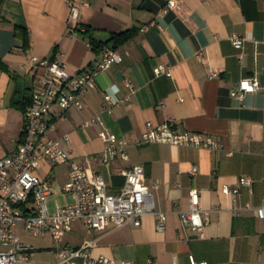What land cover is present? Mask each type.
<instances>
[{
    "label": "crops",
    "instance_id": "obj_1",
    "mask_svg": "<svg viewBox=\"0 0 264 264\" xmlns=\"http://www.w3.org/2000/svg\"><path fill=\"white\" fill-rule=\"evenodd\" d=\"M68 1L0 0V61L5 66L0 68V159L15 154L21 143L23 108L31 103L37 81L33 58L64 59L73 73L90 71L103 60L86 35L73 32ZM72 1L82 3L81 25L96 41L106 43L129 31L135 34L116 49L123 62L100 75L83 110L73 108L62 116L60 107L53 109L55 136L71 134L72 144L66 148L78 161L92 159L110 193L125 186L124 171L143 166L144 183L167 222L161 232L157 218L147 215L141 227L111 233L78 222L65 243L81 247L94 241V256L136 264L151 259L191 264L190 256L208 264H264V221L255 210L233 214L237 206L257 208L264 203V0H182V12L164 16L160 12L170 0ZM152 22L156 25L140 32ZM19 26L26 35L17 34ZM234 34L246 38L243 49L232 43ZM159 66L171 75L157 76ZM245 78H256L263 89L239 100L232 92ZM109 94L120 100L112 114L104 110ZM96 116L120 140L139 138L148 122L156 126L173 122L181 132L214 136L219 147L147 144L130 147L129 162L118 159L106 166L93 160L104 149L98 126L82 129ZM63 167L67 172L68 165ZM194 167L199 170L195 176ZM54 171L45 164L38 173L49 179ZM242 177L253 181V190L243 186L236 203L223 188H234ZM193 189L201 194L202 208L210 212L204 236L184 226L179 214L189 209ZM42 239V245H33L30 261L22 264H61L52 237Z\"/></svg>",
    "mask_w": 264,
    "mask_h": 264
},
{
    "label": "built area",
    "instance_id": "obj_2",
    "mask_svg": "<svg viewBox=\"0 0 264 264\" xmlns=\"http://www.w3.org/2000/svg\"><path fill=\"white\" fill-rule=\"evenodd\" d=\"M71 9V25L73 32H85L81 25L82 3L68 1ZM183 10L182 0H170L162 8L160 14L171 11L180 13ZM156 22L143 25L140 32H147ZM237 49H243L246 38L239 34L231 36ZM123 56L115 49L107 48L103 60L90 71H70L64 59L33 58V68L37 73V81L32 94L31 104L25 111V125L18 151L0 159V264H22L30 261V254L35 247L22 238L21 231L34 237L42 238L50 235L54 241L61 264H136L119 262L107 256H94V241L86 242L81 247H71L65 243L66 237L78 222H83L88 229L103 233L115 232L127 226L141 227L143 218L154 215L158 220V229H166L167 215L157 210L154 193L145 185V168L134 166L123 172L126 184L118 193H110L104 176L93 169V161L86 158L78 161L72 150L66 148L72 144L71 134L57 138V123L51 118L53 109L58 106L66 115L75 108H85L84 99L97 88L100 75L110 70L115 64L123 62ZM157 76L171 75L165 66L155 69ZM213 76H217L214 74ZM131 87V80L125 79ZM256 78L242 79L232 95L239 100L245 96L261 91ZM105 111L112 114L113 108L120 100L112 95L106 96ZM98 126L99 138L104 144L101 156H95L106 166L120 159L130 161L128 149L147 144H169L172 146H194L198 148L217 149V139L205 133L179 131L173 122L156 126L148 122L146 131L130 142L117 138L101 116L87 120L82 129ZM48 164L52 166L68 165L67 181L62 186L66 194L72 196L73 202L65 207L59 202L56 213L52 214L49 199L54 196V186L48 178H42L38 171ZM199 173L198 168L191 169L193 176ZM247 186L253 190V181L242 177L234 187L224 186L226 195L237 196L241 188ZM189 209L181 211L180 218L184 226L204 236V230L210 223V212L202 208L201 194L191 190ZM244 209L255 210L264 221V203L257 208L247 205L245 208L235 207L234 215L239 216ZM217 209H215L216 211ZM191 264H208L198 262L190 256ZM144 264H159L154 259Z\"/></svg>",
    "mask_w": 264,
    "mask_h": 264
},
{
    "label": "rangeland",
    "instance_id": "obj_3",
    "mask_svg": "<svg viewBox=\"0 0 264 264\" xmlns=\"http://www.w3.org/2000/svg\"><path fill=\"white\" fill-rule=\"evenodd\" d=\"M52 170H55L49 177V180L52 181L53 186H54V196L49 199V206L51 209L52 214L56 213V205L57 202L63 207L71 204L73 202L72 196L70 194H66L62 190V186L66 183V170L63 165L59 166H52ZM22 232L24 240H26L28 243L39 246L42 245V238L39 237H34L33 235H30L26 232ZM49 238V237H47ZM53 242V241H52Z\"/></svg>",
    "mask_w": 264,
    "mask_h": 264
},
{
    "label": "trees",
    "instance_id": "obj_4",
    "mask_svg": "<svg viewBox=\"0 0 264 264\" xmlns=\"http://www.w3.org/2000/svg\"><path fill=\"white\" fill-rule=\"evenodd\" d=\"M23 32H25L24 35H26L27 31L25 28H22L20 26L17 27V34L23 35ZM82 34L86 35V37L89 39L88 41H89V44L91 45L93 51L97 54H102L105 52V50L107 48H112V49L116 50L119 47L125 45L128 41H130L134 37L135 33L133 31H131V32L129 31V32L113 35L112 38L110 39V41H108L106 43H101V42L96 41L94 38V35L90 29L85 28V32H82ZM26 44H28L27 38H26ZM55 59H56L55 57L52 58V60H55ZM0 68L5 69V66L2 63V61H0ZM23 109H24V111H26L27 106L24 107Z\"/></svg>",
    "mask_w": 264,
    "mask_h": 264
}]
</instances>
